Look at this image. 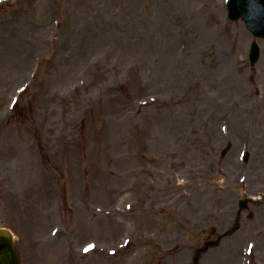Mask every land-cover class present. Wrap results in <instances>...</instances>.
<instances>
[{"label":"rangeland","instance_id":"1","mask_svg":"<svg viewBox=\"0 0 264 264\" xmlns=\"http://www.w3.org/2000/svg\"><path fill=\"white\" fill-rule=\"evenodd\" d=\"M225 2L0 0V227L21 264H242L248 239L264 264V39L251 68ZM238 191L262 197L195 261Z\"/></svg>","mask_w":264,"mask_h":264},{"label":"water","instance_id":"2","mask_svg":"<svg viewBox=\"0 0 264 264\" xmlns=\"http://www.w3.org/2000/svg\"><path fill=\"white\" fill-rule=\"evenodd\" d=\"M226 7L229 20L241 18L254 36L264 38V0H228ZM258 57L259 48L253 41L249 52L250 64L253 65ZM0 264H20L12 235L5 228H0Z\"/></svg>","mask_w":264,"mask_h":264},{"label":"flooded vegetation","instance_id":"3","mask_svg":"<svg viewBox=\"0 0 264 264\" xmlns=\"http://www.w3.org/2000/svg\"><path fill=\"white\" fill-rule=\"evenodd\" d=\"M249 197L250 196H248V198H246L245 200H244V204L247 206V204H248V202H251V201H253V200H251V199H249ZM238 198H239V195H237V196H235L234 198H233V205L235 206L236 205V209L237 210H235V218L234 219H232V224L230 225V227L229 228H227L225 231H224V233L225 234H227L228 232H232V231H234L239 225V218H240V215L242 214V209H240V208H237V202H238ZM219 210L221 209V207L220 208H218ZM253 215V213H246L245 214V216L246 217H251ZM221 235V236H219V239L221 240V238H223L224 236H226V235ZM250 234V233H249ZM210 241H212L211 239L210 240H206V243L207 242H210ZM206 251V250H205ZM205 251H203L202 249H199V248H197L196 250H195V256H194V260L195 261H197L198 260V258L202 255V253L203 252H205Z\"/></svg>","mask_w":264,"mask_h":264},{"label":"bare ground","instance_id":"4","mask_svg":"<svg viewBox=\"0 0 264 264\" xmlns=\"http://www.w3.org/2000/svg\"><path fill=\"white\" fill-rule=\"evenodd\" d=\"M232 258H233V256H232ZM226 264H231V262H230V260L228 259V262H226Z\"/></svg>","mask_w":264,"mask_h":264},{"label":"snow or ice","instance_id":"5","mask_svg":"<svg viewBox=\"0 0 264 264\" xmlns=\"http://www.w3.org/2000/svg\"><path fill=\"white\" fill-rule=\"evenodd\" d=\"M89 247H91V245H90ZM86 250H87V249H86Z\"/></svg>","mask_w":264,"mask_h":264}]
</instances>
